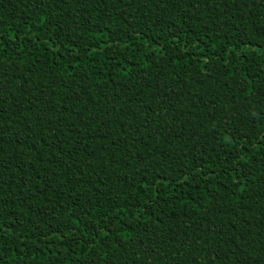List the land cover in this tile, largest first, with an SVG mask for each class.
<instances>
[{
	"label": "trees",
	"instance_id": "1",
	"mask_svg": "<svg viewBox=\"0 0 264 264\" xmlns=\"http://www.w3.org/2000/svg\"><path fill=\"white\" fill-rule=\"evenodd\" d=\"M0 264H264V0H0Z\"/></svg>",
	"mask_w": 264,
	"mask_h": 264
}]
</instances>
